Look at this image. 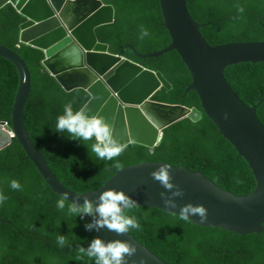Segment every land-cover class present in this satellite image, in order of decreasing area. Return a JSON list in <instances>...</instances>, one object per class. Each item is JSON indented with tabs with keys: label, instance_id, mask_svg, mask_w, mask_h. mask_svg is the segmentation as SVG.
<instances>
[{
	"label": "trees",
	"instance_id": "obj_1",
	"mask_svg": "<svg viewBox=\"0 0 264 264\" xmlns=\"http://www.w3.org/2000/svg\"><path fill=\"white\" fill-rule=\"evenodd\" d=\"M115 8V21L97 28L100 42L109 51L120 54L146 68L160 71L173 88H163L153 100L181 104L202 110L197 92L186 93L192 83L188 67L176 50L157 58L135 56L166 48L171 38L163 25L158 0H102ZM189 12L201 25L212 46L233 42L264 41V0H186ZM244 11L239 12L238 7ZM25 21L16 8L8 4L0 10V45L16 51L27 63L32 88L24 112L30 137L49 163L57 178L70 190L85 193L99 189L118 171L142 162H166L203 172L221 188L238 196L250 194L256 186L247 162L238 157L234 147L204 112L202 120H182L165 130L162 143L154 149L130 144L112 161L99 160L90 151L92 141L72 140L55 131L56 119L64 105L71 102L74 111L83 107L89 94L82 89L66 92L42 67L40 49L19 44L20 25ZM141 27L148 35L140 38ZM232 89L247 105H259L257 116L264 124V63H242L225 69ZM19 85L16 67L0 57V120L11 124L12 108ZM119 161L122 168L113 164ZM17 180L21 187L10 186ZM0 264H95L94 258L81 254L79 246L88 247L96 238L85 224L91 216L70 215L66 201L50 189L35 165L26 158L22 146L13 139L0 151ZM140 223L130 229L140 243L169 264H264V231L238 235L214 227H202L183 221L179 215L136 206L126 210ZM264 226V224H263ZM64 235L68 245L57 243Z\"/></svg>",
	"mask_w": 264,
	"mask_h": 264
},
{
	"label": "water",
	"instance_id": "obj_2",
	"mask_svg": "<svg viewBox=\"0 0 264 264\" xmlns=\"http://www.w3.org/2000/svg\"><path fill=\"white\" fill-rule=\"evenodd\" d=\"M158 1L170 44L148 54L126 47L142 59L176 50L192 77L186 93H198L202 110L153 100L159 90H171V82L160 71L111 53L109 46L99 41L97 28L115 21V8L111 4L102 0H0V10L8 4L16 8L25 19L20 25L19 41L43 52L42 67L66 92L85 90L90 97L83 106L87 114L104 116L114 125V136L126 147L139 144L154 149L162 143L167 128L185 119L198 122L205 112L252 171L256 186L250 194L238 196L221 188L203 172L166 162H142L126 167L94 191L70 190L54 174L25 125L31 71L16 51L3 45H0V57L16 67L19 85L11 124L0 120V151L16 139L53 193L59 196L69 193L68 202L78 199L82 204L85 196L96 202L101 192L115 188L130 195L137 206L176 215L184 204H201L207 209V219L201 221L197 215L191 216L190 221L202 227L220 228L238 235L261 234L264 231V124L257 116L259 105L249 106L241 100L224 72L233 65L264 63V41L212 46L201 31L205 25L194 19L186 0ZM161 164L171 166L173 183L184 191L182 197L174 198L178 205L174 209L166 207L160 196L168 190L150 175ZM93 233L106 242L121 239L135 244L137 253L128 258V264L132 260L140 264L141 258L145 264H169L130 233L118 235L106 227L93 229Z\"/></svg>",
	"mask_w": 264,
	"mask_h": 264
},
{
	"label": "clouds",
	"instance_id": "obj_3",
	"mask_svg": "<svg viewBox=\"0 0 264 264\" xmlns=\"http://www.w3.org/2000/svg\"><path fill=\"white\" fill-rule=\"evenodd\" d=\"M51 2V0H49ZM239 12L244 9L237 6ZM148 35L146 28L141 27L140 38ZM55 131L66 133L67 137L72 140L81 142L92 141L90 151L95 154L99 160L112 161L119 157L125 150L126 145L121 143L114 136V125L107 122L106 118L100 114L89 116L86 111V106L78 110L73 109L72 103L64 105L63 114L56 119ZM116 169L122 168L119 161L113 164ZM171 166L161 164L158 169L150 173L154 180L158 181L163 188L168 191L161 192L160 196L166 207L170 209L176 208L177 202L175 197H182L184 191L178 185L173 183L170 173ZM10 186L14 190H19L21 185L17 180H12ZM69 193L64 192L61 198L57 201V207L61 210L65 208ZM6 197L0 193V203H3ZM137 206L136 200L123 190L109 188L100 193L96 198V202L84 197L83 203H79L78 199L70 201L67 206V211L70 215H79L81 219L84 216H91V222L85 224L87 231L93 229L99 231L107 228L118 235L129 233L130 229H140L141 225L133 216L126 215V210L133 209ZM199 216L201 221L207 219V209L201 204L187 203L180 206L179 219L189 221L191 216ZM59 246L68 245V240L64 235H59L57 239ZM78 250L81 254L87 255L89 258H94L95 264H128V258L133 257L137 253V246L130 241L114 239L104 241L96 237L93 238L87 248L79 246ZM131 264H137L136 260H132ZM140 264H145L141 258Z\"/></svg>",
	"mask_w": 264,
	"mask_h": 264
},
{
	"label": "built area",
	"instance_id": "obj_4",
	"mask_svg": "<svg viewBox=\"0 0 264 264\" xmlns=\"http://www.w3.org/2000/svg\"><path fill=\"white\" fill-rule=\"evenodd\" d=\"M20 44H22L20 41H19V44L17 45L18 47L20 46Z\"/></svg>",
	"mask_w": 264,
	"mask_h": 264
}]
</instances>
